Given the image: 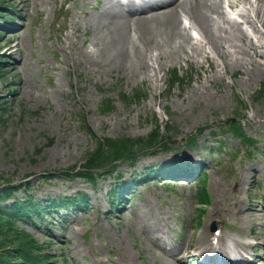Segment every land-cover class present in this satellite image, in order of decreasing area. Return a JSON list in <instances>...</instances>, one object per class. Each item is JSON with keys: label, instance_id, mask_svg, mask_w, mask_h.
I'll list each match as a JSON object with an SVG mask.
<instances>
[{"label": "rangeland", "instance_id": "374dc122", "mask_svg": "<svg viewBox=\"0 0 264 264\" xmlns=\"http://www.w3.org/2000/svg\"><path fill=\"white\" fill-rule=\"evenodd\" d=\"M137 1L125 6L118 0L4 3L19 16L12 33L0 37V53L6 57L0 73V185L6 180L12 185L28 182L27 193L37 202L87 196L86 206L79 211L51 208L37 225H25L41 244L52 245V236L58 243L53 249L64 248L68 260L58 264H198L191 262L189 254L196 253L201 243L197 235L203 228L214 223L216 229L227 232L228 224L240 226L237 198L245 207H256L264 223L260 204H264V157L258 153L264 151V72H253L258 70L256 66L227 62L221 52L207 46L195 53L189 49L187 56L177 48L173 52L163 48L158 57L153 54L145 61L126 63L115 62L113 54L107 53L93 65L86 51L93 50V45L97 48L93 36L102 8L123 12V8L134 10L159 3ZM239 1L231 8L230 0H222L223 9L254 42L264 45V28L236 16L241 9L253 14ZM184 17L181 24L186 25ZM190 33L194 42L201 43L196 30ZM172 70L184 77V82L166 93ZM136 92L139 101L123 99ZM234 95L245 104L237 112ZM228 119L239 120L246 135L259 142L257 147L248 150L233 133L223 135L221 126ZM157 120L160 132L170 136L171 148L141 155L134 172L122 164L118 168L122 182L104 175L92 185L62 175L83 163L97 137H143ZM166 124L172 132H167ZM192 134H197L195 146L188 144ZM173 159L203 163L208 205L199 204L194 178L157 180L146 176L150 169ZM243 173L248 177L246 183L241 180ZM125 181H133L131 191L111 213L109 193L113 196L117 183ZM14 196L22 199L24 192ZM217 207L225 212L222 218L212 214ZM155 227L162 233H152ZM255 232L260 238L246 241L255 245L256 264H264V226ZM205 240L210 243L208 237ZM161 247L186 251L176 261L163 257Z\"/></svg>", "mask_w": 264, "mask_h": 264}, {"label": "bare ground", "instance_id": "6f19581e", "mask_svg": "<svg viewBox=\"0 0 264 264\" xmlns=\"http://www.w3.org/2000/svg\"><path fill=\"white\" fill-rule=\"evenodd\" d=\"M241 1L248 10L252 9L253 14H247L241 9L236 16L243 21L249 19L250 22H257L264 28V0ZM239 2L230 0L228 5L235 8ZM182 16H185L188 26L181 24ZM96 20L98 30L93 39L97 48L94 49L93 45V50L86 51L87 57L93 60V65L100 63L101 56L107 57V53L113 54L115 62L126 63L132 60L145 61L153 54L158 57L163 48L170 52L177 48L187 56L189 49L195 53L197 49L202 50L207 46L213 51L221 52L227 62L244 63L249 68L256 66L258 70L253 72H264V45L254 42L239 22L228 16L223 9L222 0H164L160 5L130 17L119 8L115 10L103 7ZM191 29L197 31L201 43L192 40ZM241 180L244 182V176ZM236 203L239 221L250 227L264 224L256 207L243 208V202L239 198ZM212 214L222 218L225 212L217 207ZM152 233L161 234L162 230L155 227ZM207 234L206 227L198 233V241L203 245L198 244L194 256H203L207 261L210 260L207 257H214L219 264H223L225 260L244 264L243 259L248 250L235 235L221 230L220 234L214 236L216 243L207 244ZM184 252L178 254V249H162L161 253L163 257L177 261L184 257ZM122 257L124 259V255Z\"/></svg>", "mask_w": 264, "mask_h": 264}, {"label": "trees", "instance_id": "16d2710c", "mask_svg": "<svg viewBox=\"0 0 264 264\" xmlns=\"http://www.w3.org/2000/svg\"><path fill=\"white\" fill-rule=\"evenodd\" d=\"M4 3L5 0H0V36L4 34L1 27L6 28L12 22L13 16V14L7 13V6ZM5 61L6 59L0 54V73L3 71L1 65ZM183 82L184 78H181L176 70H172L169 73L166 93H169L175 85H180ZM123 99L139 101V92H136L132 97L124 96ZM241 103H243L242 100L234 98L235 112L241 109ZM103 104L106 105L105 102ZM166 114L169 115V111H166ZM0 119H2L1 116ZM166 127L168 133L172 132L168 124ZM225 130L244 138L251 145L254 143L251 138L245 136L239 121L229 122ZM89 133L94 135L91 130ZM169 137V135L160 132L158 121L154 122L153 130L143 137L130 138L124 135L114 138L97 137L94 148L85 153L83 163L79 166L69 167L65 172H62V175L83 179L93 184L98 176L107 173L117 175V167L122 163H127L134 169L141 154L170 149ZM188 144L189 146L196 145V134L190 136ZM167 167L162 172L167 173L173 170L176 167V162H171ZM49 177H54V174H49ZM9 183L10 181L6 180L0 187V264H58L59 261L66 262L68 258L63 249L57 252L52 247L53 243L52 245L51 242L41 244L26 230L25 225L33 226L39 223L45 214L50 212L51 208L60 207L74 210L83 208L87 200L86 196L65 197L39 203L27 193L28 182L17 185H10ZM18 191L24 192L22 199L14 196L15 192ZM199 194L203 197L206 196L203 186ZM50 239L53 241L52 238Z\"/></svg>", "mask_w": 264, "mask_h": 264}]
</instances>
